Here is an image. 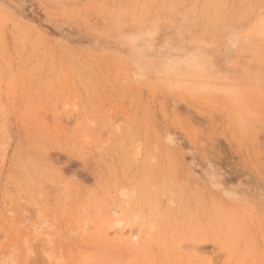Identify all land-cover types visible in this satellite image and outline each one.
<instances>
[{
    "label": "rangeland",
    "instance_id": "374dc122",
    "mask_svg": "<svg viewBox=\"0 0 264 264\" xmlns=\"http://www.w3.org/2000/svg\"><path fill=\"white\" fill-rule=\"evenodd\" d=\"M0 264H264V0H0Z\"/></svg>",
    "mask_w": 264,
    "mask_h": 264
}]
</instances>
